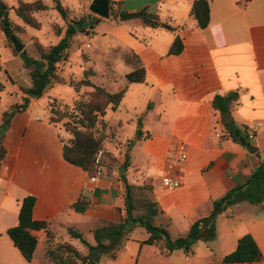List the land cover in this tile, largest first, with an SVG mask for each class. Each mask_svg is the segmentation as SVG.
Wrapping results in <instances>:
<instances>
[{
  "label": "crops",
  "instance_id": "0c3cea01",
  "mask_svg": "<svg viewBox=\"0 0 264 264\" xmlns=\"http://www.w3.org/2000/svg\"><path fill=\"white\" fill-rule=\"evenodd\" d=\"M111 1L118 11L145 10L176 29L169 32L143 26L137 20L117 22L112 18L116 26L110 30L114 47H124V53L132 52L140 59L146 71L145 81L140 84L149 83L148 93L156 90L161 98L171 101L160 103L158 115H153L152 107H145L144 116L153 123L137 122L140 130L125 142L128 121L112 120L124 123L117 136L120 145L104 146L105 154L111 156L104 161L103 175L91 182L86 173L64 161L62 146L71 136L61 124H50L47 106L40 107L45 93L37 100L31 99L28 109L12 118L0 138V238L7 237L6 231L17 225L20 202L29 195L36 199L32 217L48 222L54 236L52 245L72 244L58 241L60 230L68 233L72 228L82 234L81 227H86L92 233L100 222H123V146L137 136L140 138L129 151L124 179L129 184L152 186L154 199L163 212L155 224L167 225L172 239L186 235L193 222L210 214L214 200L244 184L251 171L264 161V0H206L210 20L205 29L198 28L189 14L195 0ZM176 36L181 38L183 50L179 55L167 56ZM29 85L25 81L24 86ZM236 91L238 98L228 121L242 128L261 123L252 140L254 145L249 141L256 148L254 153L228 136L220 121L222 114L212 108L214 96ZM19 93L20 103L24 95ZM177 140L188 145L187 160L181 167L183 182L167 190L161 176L168 150ZM81 194L90 200L82 214L70 207ZM215 226L214 240L196 242L187 254L175 250L168 255L160 242L146 244L149 234L143 228H134L117 248L99 253L96 264H221L246 234L254 239L263 256L260 262L251 264H264V202L259 206L237 202L216 218ZM30 233L37 238L30 263L24 261L11 241H4L6 252L16 264L35 262L40 243L45 257L46 233ZM83 247V251L75 248L86 256L89 251Z\"/></svg>",
  "mask_w": 264,
  "mask_h": 264
},
{
  "label": "trees",
  "instance_id": "16d2710c",
  "mask_svg": "<svg viewBox=\"0 0 264 264\" xmlns=\"http://www.w3.org/2000/svg\"><path fill=\"white\" fill-rule=\"evenodd\" d=\"M50 8L42 0L32 2H21L13 8L14 16L29 28L38 30L41 23L35 18V14L46 12ZM54 10L65 22L66 29L63 38L52 46H42L34 42L36 57H32L23 49L16 53L11 47L13 56H18L22 60L24 70L29 76V86L19 85V91L24 95L20 103L13 104L0 116V138L8 130L12 118L16 114L25 112L30 100L41 98L46 89L51 84H68L77 95L71 107L61 106L55 100L51 101L49 107L50 124H61L63 130L71 136V139L62 146V157L65 162L82 170L88 177L95 174L96 153L104 148L107 143H117L120 141L117 136L121 134L124 123L121 121L109 122L105 119L108 110L115 111L123 100L126 90L122 89L114 93L106 91L104 88L94 86L89 76L91 69L84 72V78L80 81L69 79L67 83L60 77L59 64L67 59L69 40L77 33L84 32L92 22L82 23L69 20L67 9L59 0L55 1ZM190 16L195 20L198 28L205 29L209 24V6L206 0H195L190 9ZM117 22L137 20L141 25L150 28H163L169 32L176 29L167 23L162 22L158 15L148 13L145 10L138 12H116ZM91 20V17H90ZM95 21V20H91ZM76 25L79 29H76ZM0 32L5 40L11 45L10 38H15L20 42L17 34L23 32L20 25L14 24L8 17L7 11H0ZM60 35V31H54ZM183 50L182 40L176 36L171 43L167 56L179 55ZM125 61L130 65L131 71L125 75V80L129 84L144 83L146 71L140 59L132 52L128 53ZM82 87L92 88V91L79 94ZM5 87L0 82V96ZM238 98V92H231L227 95L214 96L212 108L220 114H230L234 103ZM224 130L228 136L236 143L248 149L250 146L242 127L236 126L233 121H228L224 125ZM126 142L124 162L122 166L126 170L129 162V151L136 140ZM104 152V151H103ZM109 155V153L105 154ZM123 179L125 191V219L120 223L100 222L92 230L95 241L94 246H90L82 237V234L72 228L68 233L72 239H78L88 248V255H82L69 242L52 245L53 234L48 229L47 221H36L32 217L35 204V197L32 195L24 197L20 202L18 212V223L9 228L6 235L14 248L20 253L24 261L30 263L37 246V238L30 231H41L46 233L47 247L45 257L53 264H96L91 259L94 249L98 248L102 253H108L120 245L123 236L134 228H143L149 237L146 244H162L165 254H171L175 250H182L190 253L194 244L198 241L208 243L216 237V218L227 208L237 202H247L252 206H259L264 202V161L259 164L247 181L239 186L233 187L222 197L212 202V209L208 216L196 220L191 224L186 235L172 239L169 235L167 225L157 226L155 220L162 215L158 203L153 196V188L148 183L141 185L129 184ZM90 206L89 198L81 194L78 199L71 204V209L76 213H84ZM263 256L258 249L254 239L246 234L237 240L233 252L223 257L221 264H251L260 262Z\"/></svg>",
  "mask_w": 264,
  "mask_h": 264
},
{
  "label": "rangeland",
  "instance_id": "374dc122",
  "mask_svg": "<svg viewBox=\"0 0 264 264\" xmlns=\"http://www.w3.org/2000/svg\"><path fill=\"white\" fill-rule=\"evenodd\" d=\"M18 1L32 2L34 0H0V4L6 7L9 19L14 24L22 27L23 32L17 34V36L20 42L24 44L26 52L30 56L36 57L34 42H38L45 47L55 45L63 38L66 24L54 10L56 0H42L50 10L35 14V18L41 23L40 29L29 28L14 16L13 8L18 4ZM59 1L67 9L70 21L76 23L80 21L84 24L92 22L84 32H77L69 40L67 59L59 64V75L66 83L69 79L80 81L85 77L84 72L91 69L92 75L88 78L94 86L104 88L108 92L126 90L122 103L116 112L108 110L105 116V119L109 120V122L114 119L128 121L123 134L125 142L127 139L132 138L135 131L140 130V124L138 125V123H141V121L145 125L153 123L152 119L148 120L145 118V107H152L153 115H158L161 113L160 103L170 102L171 100L165 96L161 98L156 90L149 92V94V83L133 85L126 82L125 75L131 71L130 65L125 61L128 53H124V47H114L113 43H111L114 35L110 33V30H114L116 26L112 17L102 19L91 13L89 5L92 0ZM110 11L114 15L118 11L111 0ZM90 17L91 20L95 21H91ZM54 31H60V35H57ZM105 41L106 43L109 42V44L105 45ZM11 47L12 44L9 45L0 32V82L5 87L0 96V116L10 106L19 103L20 93L17 85H25V81L29 82L28 72L23 69L22 60L18 56H13ZM89 91H92V88L82 87L79 94ZM76 98L77 95L74 89L68 84H51L45 91L40 107L47 106L49 109L48 105L53 100L61 106L71 107ZM112 144L116 146L115 143ZM251 145H254V141H251ZM125 150L126 144L123 146V151L125 152ZM109 155H105L103 163L107 159L109 160ZM81 230L83 239L89 244H94L92 233L88 232L86 227H81ZM69 237V234L63 230L58 232V241H70L78 250L83 251V244L71 240ZM4 241L10 243L6 236L0 238V264H16L6 252ZM42 250L43 243H40L35 255V262H32V264H51L45 259Z\"/></svg>",
  "mask_w": 264,
  "mask_h": 264
},
{
  "label": "built area",
  "instance_id": "2783aa9c",
  "mask_svg": "<svg viewBox=\"0 0 264 264\" xmlns=\"http://www.w3.org/2000/svg\"><path fill=\"white\" fill-rule=\"evenodd\" d=\"M261 127V123H255L252 125H245L243 130L245 132L248 141H252L256 137V130ZM220 137V134H216ZM187 143L185 141H174L168 150L165 166L161 176V184L167 190L178 188L182 185L183 177L181 173V167L187 160ZM104 152L99 149L96 153L95 164L96 170L92 177H89L91 182H95L104 173L103 163Z\"/></svg>",
  "mask_w": 264,
  "mask_h": 264
},
{
  "label": "water",
  "instance_id": "95a60500",
  "mask_svg": "<svg viewBox=\"0 0 264 264\" xmlns=\"http://www.w3.org/2000/svg\"><path fill=\"white\" fill-rule=\"evenodd\" d=\"M0 11H6V7L2 4H0ZM89 11L98 17L102 19H108L109 17H112L116 19V15L112 11H110V1L109 0H92L89 5ZM98 23V21H96ZM76 29L78 30L79 27L76 26ZM9 41L12 44V47L16 53H20L24 49V44L17 41L15 38H10ZM230 119L229 114H222L220 117V121L222 124H225ZM249 151L254 153L256 152V148L249 146ZM124 173V167L120 169V174ZM101 253V250L96 248L93 250L91 254V259L95 262H97V256Z\"/></svg>",
  "mask_w": 264,
  "mask_h": 264
}]
</instances>
